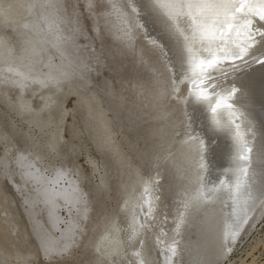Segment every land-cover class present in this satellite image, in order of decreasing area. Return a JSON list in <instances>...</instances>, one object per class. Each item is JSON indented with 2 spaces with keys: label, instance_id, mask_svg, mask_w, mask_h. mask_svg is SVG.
<instances>
[{
  "label": "bare ground",
  "instance_id": "bare-ground-1",
  "mask_svg": "<svg viewBox=\"0 0 264 264\" xmlns=\"http://www.w3.org/2000/svg\"><path fill=\"white\" fill-rule=\"evenodd\" d=\"M31 2L32 0H5L6 4L11 5V9L7 22L2 21L8 27L0 31V40L6 42V47L0 48V93L7 92L5 89L9 87L15 90L16 101L12 104V109L21 116L30 109L29 101L23 96L31 86H35L37 92L49 86L51 89L42 95L44 101L48 98L54 100L53 107L58 106L57 99L62 97L61 87L65 86L66 93L76 96L77 105H88L87 127L93 136L104 134L106 138L111 137L110 127L106 119L98 113V106L92 98L89 97L88 100L85 95L71 89L74 82H77V87L81 90L87 87L89 82L83 56L69 41L57 46L58 34L65 37L73 35V17L77 14L72 11L69 18L61 19L51 9L37 6L29 10L28 4ZM59 2L62 3V0ZM133 2L134 0H124L125 7L111 0L107 4L123 24L130 21L134 25L139 36L143 40L146 38L144 46L147 51L159 59L160 67L161 64L165 66L166 73L160 71L162 87H167L165 83L170 80L168 84L171 87L173 106L180 108L183 117V122L179 125L181 128L176 131V138L172 142V149L174 152L175 149L181 148L179 151L185 161L186 174L190 177L191 190L180 199V209L176 211L171 226L167 225L169 229L166 231V223L157 220L155 215L158 207L156 192H159L155 184L159 182L160 174L156 173V177L155 173L153 174V180L158 179L154 183L137 174L138 183L134 185L133 180L126 187L125 199L121 205V210L126 216L125 234L122 236L121 227L114 219L108 228L99 233L93 243L82 238L81 232L86 233L87 228L91 231L96 226L83 225L89 218L90 205L81 177L75 178L72 172L61 167L52 169L41 165V159L45 157H59L61 135L57 129L58 125L48 134L43 155L31 154L35 146L23 151L14 143L6 142L0 156V179H8L16 194L21 196L26 222L36 241L38 253L40 252L46 260L71 259L74 250L81 245V248L90 247L92 253H95L93 264H113V261L115 264H138L140 257L134 255L137 251L141 252L147 264H166L164 253L173 241H178L175 264H182L180 245L183 251L190 247V242L187 238L183 239V235L186 230L194 228L196 231L204 230L202 246L194 250L184 264H208L207 258L217 245L218 249L221 245L225 254L231 251L236 244L235 240L230 238L231 232L240 233L248 218L250 226H253L264 215V194L261 192L264 187V67L249 63L237 68L234 73L232 66L226 68L225 71L230 74L226 80L221 76L220 82L227 84L229 91L233 83L243 84L245 91L230 101L235 105L234 108L225 105L217 108L214 113L206 102L197 99L199 91L193 85L198 83V70L188 63L187 55L181 67L176 55L175 41L169 37L159 20L143 13L137 16L132 12L129 5ZM252 3L259 4V0H252ZM113 4L118 6V10L113 8ZM13 21H20L18 30ZM257 22L264 23L258 18ZM25 23L29 25L28 28L23 27ZM49 23L53 25L52 31H49ZM99 24L107 28L105 22ZM15 31L22 39L21 48L15 46L11 39V33ZM117 37L118 43L126 39L124 36ZM232 38L235 39V33ZM152 41H156V44ZM8 49L12 50L11 55ZM202 54L208 55L207 52ZM54 56L57 57L56 63L53 62ZM143 60H149L147 54L143 56ZM39 63L45 67L44 71L39 69ZM240 63L236 61V64ZM137 72L145 74V66L137 68ZM158 72L159 70L155 71ZM147 76L149 72L145 74V78ZM41 80L46 83H39ZM180 80L186 84L183 95H179ZM87 100H91L92 104H88ZM28 124L38 130L48 126L40 119L38 112L31 115ZM0 140H6L1 132ZM98 147L101 148V145L98 144ZM10 152L13 155L11 164L15 169L5 160ZM118 153L117 149H112L110 156H117ZM91 164L97 167L95 163ZM14 175L19 178V182L13 180ZM100 180L101 186H104L102 179ZM238 180L242 187L247 186L252 199L248 198V193L240 195L237 199L234 186ZM63 211L67 214L65 218ZM42 213L44 216L40 218L38 215ZM181 214L184 224L178 232L177 223ZM148 239L151 246L148 245ZM1 246L3 245L0 244V261L13 257L9 251L6 252L5 246L6 250ZM64 246L69 247V251L64 255L45 253V248L59 249ZM16 251L14 250L12 255L20 259V264H24L22 262L33 255L23 256Z\"/></svg>",
  "mask_w": 264,
  "mask_h": 264
},
{
  "label": "rangeland",
  "instance_id": "rangeland-1",
  "mask_svg": "<svg viewBox=\"0 0 264 264\" xmlns=\"http://www.w3.org/2000/svg\"><path fill=\"white\" fill-rule=\"evenodd\" d=\"M108 1L92 0L91 9L88 7L89 0H62V3L67 9V18L72 11L75 12L79 17V25H82L89 37L86 41L77 39V43L88 45L87 51L81 49L77 52L84 58L89 82L85 90L77 87V82L72 84L71 89L85 95L88 100L89 97L92 98L98 106V113L110 127L111 137L106 138L104 134L93 136L87 127L88 105H77L76 96L66 93L65 86L61 87L62 97L57 99V107H53V99L43 100L42 94L51 89L49 86L39 92L35 90V86H31L23 96L29 101L30 109L21 116L12 109V104L16 101L15 90L9 87L5 89L7 92L0 93V132L6 137L5 141L0 140V156L6 142L14 143L23 151L35 146L31 154L43 155L48 134L58 125L61 135L59 157H45L41 159V165L52 169L61 167L72 172L75 178L81 177L90 205L89 218L83 225L96 226L91 231L87 228V232L81 234L82 238L89 239L91 243L114 219L121 227L122 236L125 234L126 216L121 205L125 199L126 187L133 180L134 185L138 183L137 174L153 183L159 179L155 184V188L159 190L156 192L158 207L155 215L157 220L166 223V231L175 220L176 211L180 209V199L191 190L190 177L186 174L185 161L179 151L181 148L174 152L172 149V142L176 138V131L181 128L179 125L183 122V117L180 108L173 106L168 78L169 82L165 83L167 87H162L160 71L165 74V66L161 64L160 67L159 59L147 51L144 46L146 38L143 40L139 36L134 25L130 21L123 24L120 17L114 15ZM111 1L125 7L124 0ZM2 21L0 20V31L8 27ZM13 22L18 30L20 21ZM99 22H105L107 28ZM11 35L15 46L23 47L20 35L16 31ZM118 35L126 39L118 43ZM145 54L149 60H143ZM53 62H57L56 56L53 57ZM39 66L41 71L45 70L41 63ZM143 66L145 74L149 72L147 78L145 74L137 72V68ZM156 70L159 72L155 73ZM183 84L185 83L180 80L179 95L185 93L186 84ZM88 100L86 102L92 104ZM34 112H38L40 119L48 124L46 128L38 130L28 124ZM161 114L163 119H160ZM112 149L119 151L117 156H110ZM12 157L10 152L5 160L15 169L11 164ZM154 173L155 177L156 173L160 177L153 180ZM100 179L104 186H101ZM13 180L19 182L16 175ZM16 193L8 179H0V244L13 256L0 261V264H20V259L12 255L14 250L23 256L34 255L22 262L24 264H93L95 253H92L90 247L81 248V245L74 250L70 256L72 258L65 261L59 258L49 261L38 253L36 241L26 222L25 206L22 205L21 196ZM62 213L63 218L67 217L64 211ZM38 216L43 218L44 213ZM250 223L248 218L235 239L236 244L227 254L223 252L221 245L219 249L217 245L207 258L208 264H264V215L257 224L250 226ZM203 236L204 230L196 231L191 228L184 232L183 239L187 238L190 247L183 251L180 245L182 264L194 250L202 246ZM147 242L151 246L149 239Z\"/></svg>",
  "mask_w": 264,
  "mask_h": 264
},
{
  "label": "snow or ice",
  "instance_id": "snow-or-ice-1",
  "mask_svg": "<svg viewBox=\"0 0 264 264\" xmlns=\"http://www.w3.org/2000/svg\"><path fill=\"white\" fill-rule=\"evenodd\" d=\"M37 6L51 9L57 17L67 19V9L59 0H43V2L32 0L28 4L29 10ZM129 6L137 16L143 13L160 21L164 30L177 45L176 55L181 67L187 55L188 63L198 70L196 74L198 83L193 85L199 91L197 99L206 102L214 113L221 106L234 108L235 105L230 101L245 91L243 84L233 83L229 91L227 84L220 82L221 76L226 80L230 74L225 71L226 68L232 66L234 73L237 68L249 63L264 67V23L257 22V18L260 22H264V0H259V4L252 3V0H134ZM88 7L89 9L93 7L92 0H89ZM113 8L118 10L116 4H113ZM10 9V4L0 0V20L7 22ZM73 21L75 25L72 30L73 35L65 37L58 34L57 46L69 41L77 51L81 49L87 51L88 45L77 43V39L82 38L86 41L89 37L85 30L80 28L79 17L74 16ZM23 27L28 28L29 25L25 23ZM48 27L49 31H52L51 23ZM233 33L235 39L232 38ZM152 43L155 45L156 41ZM5 47L6 42L0 40V48ZM203 52H207L208 55L204 56ZM8 53L11 55L12 50L8 49ZM236 61L241 63L236 64ZM38 82L46 83L42 80ZM163 118L161 114L160 119ZM234 189L237 199L245 193H248V198L252 199L247 186L242 187L239 180ZM261 192L264 194V187ZM245 206L248 207L247 201ZM183 224L184 219L181 214L177 223L178 232ZM238 235L237 231H233L230 233V238L235 240ZM68 251V246L59 249L45 248L46 255H64ZM177 254L178 241H173L164 253L166 264H175ZM134 255L140 257L138 264H147L140 251L135 252Z\"/></svg>",
  "mask_w": 264,
  "mask_h": 264
},
{
  "label": "water",
  "instance_id": "water-1",
  "mask_svg": "<svg viewBox=\"0 0 264 264\" xmlns=\"http://www.w3.org/2000/svg\"><path fill=\"white\" fill-rule=\"evenodd\" d=\"M62 4H63V3H62ZM79 26H80V28H83L81 24H80Z\"/></svg>",
  "mask_w": 264,
  "mask_h": 264
}]
</instances>
